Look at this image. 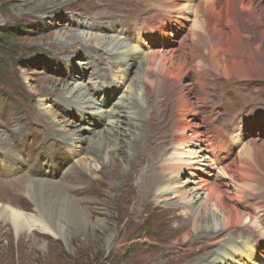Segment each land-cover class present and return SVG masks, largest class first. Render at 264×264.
<instances>
[{"label": "bare ground", "instance_id": "1", "mask_svg": "<svg viewBox=\"0 0 264 264\" xmlns=\"http://www.w3.org/2000/svg\"><path fill=\"white\" fill-rule=\"evenodd\" d=\"M48 1L43 0L37 7L45 10H54L58 5L64 4V2H72L73 0ZM99 1L105 2L107 0ZM145 4L155 5L156 7L150 10L149 13H142V16L139 15L135 19L116 18L107 21V23L114 24L115 28L119 31L115 32L114 35L112 33H89V30H83L87 28L85 25L66 22L62 13L58 14L57 21L61 20L62 22H66V24L57 23V26H60L59 29L65 32L62 34L56 33L53 43L61 44L66 39L71 40L68 43L73 45L77 44L79 46L82 43L92 46L93 49L99 48L102 51L104 50L105 55L112 63L116 60L121 70H118L116 65L111 64L108 67L111 73L108 72L107 67H104L98 72V77H95V73L102 62L98 61L97 64L95 63L96 65L91 69L93 71L92 74L87 68L80 70L76 67L75 69L74 64V71H78H76L78 73L75 75L76 77L79 75L81 78H84L90 73L92 79H99L97 89L93 88V90L91 87V93L88 90L89 88L82 83L72 84L71 86L67 82L59 86L56 80L52 79L49 82V89L59 92L64 96V104L69 109L67 110L68 112L62 113L67 118L62 121L57 120L58 115L53 113V105L49 110L43 109L44 111L46 110L45 113L52 115V121H56V123L52 124L54 125L52 127L54 132L49 133V137L54 142L62 139L64 142L70 143L71 153L69 154L60 151L61 147L67 148L66 145L57 143V147H59L57 149L55 147L56 143H53V141L50 144L48 143L49 146L38 156L34 152L35 150L27 158L14 154L13 140L17 136L20 137L21 134L19 131H13L12 139L10 133L0 126V152L3 150V154H1L4 159H0L3 160V165H0V176L7 178V172L15 174L16 172L23 171L22 176L18 175L20 177L15 178V180L25 178L22 181L21 188L25 187L24 192L34 206V213H27L11 205L0 204V219L11 222L18 236L22 233L30 234L36 230L57 235L59 230L56 222L64 215L62 207H66L71 212L77 211L79 212L78 214L83 215L85 218V209L80 206L79 201L72 197L73 195L70 196L68 192L64 191L67 190L66 186L70 185L69 177L65 178L64 175L70 174L71 170L77 166V163L89 174L93 170L99 169V167L94 168L91 164L87 163L86 159L81 157L82 155L79 156L82 150L79 151L78 148H81V144L86 140L85 137H82V128L88 132L93 131L92 136L89 137L90 145L86 154L88 155L90 152L91 154L95 153V156L103 159V161H108L110 155L118 153L120 144L129 143L130 140H137L139 142L135 143L136 145L128 144L125 152L129 155L135 153L136 146L142 142L143 138L145 150L148 151L151 146V151H154L156 161L149 162L148 165L146 164L148 167L139 174V180H137L138 173L135 174L130 169L125 168L123 170L124 175L131 176L132 174L133 179L136 180V184L133 182V179L130 181V184L140 189L141 194L138 199L142 205L151 202V197L154 194L158 195L155 198L167 201L172 198L174 193H177L176 187L168 185L169 182L167 183L166 181V174L164 175L163 173V171L173 173V168L176 164H178L176 168L178 171L179 169L186 170L185 168H187L190 177H192L185 184L186 197H183L182 200L185 204H199L197 210L193 212L195 214L192 213L195 220L193 231L197 239H192L188 232L184 236L187 242L177 244L168 249L166 247V253H172L175 247L178 251L183 250V248H187L190 242L198 243L200 251H204L209 245L217 244L219 248L222 246V243L232 242L229 246L223 244L224 247L220 251H210L201 261L207 260L210 264H234L231 252L237 255L241 254L242 257L245 256V252L242 253V250L234 243L236 235L235 231L233 232L234 228L241 227L245 229V227H248L249 230L253 227L259 232V236H255L256 247L259 248L261 245H264V228L257 217V212L246 211V208H244L245 203L243 202L245 197L236 199L234 198L235 196L229 194L230 189H228L230 186L229 181L233 180V182L238 180L237 183L241 180L242 183H239L238 187L240 186L243 189L246 186L254 185L259 179L256 176L258 174L254 170L259 169L263 173L264 156L262 154L259 155L257 152L260 147L264 149V138L262 136L257 135L254 139L245 140L246 135L243 132L245 129L243 128L244 126H241L240 134L242 135L238 136L239 139L237 138L241 148L238 151L237 157H234L235 155L233 156L229 152L231 147H233L232 133L243 119L248 118V121L249 118L253 120L256 117L264 119V101L259 97H249L247 105L242 108L238 116H232V119L225 112L219 111V114H212L214 116L212 120L215 123H218L220 120L223 121V123H219L218 125L219 128L221 127V134L217 137L213 133L214 131L207 126L206 112L209 108H212L211 110L221 109L223 102L229 104L232 92L229 82L221 86L217 85V81L212 82L213 73L224 74L226 76L237 74L246 78L256 66H259V62L257 61L259 59V50H262L261 47L264 43V31L262 27L257 28L255 24L260 23L262 26L264 25V0H151ZM105 7L104 11L107 12L109 9L107 5ZM78 11L75 10V12ZM235 17L238 20L246 19V22H251L250 31H253V33L246 30V28L235 27L240 23L234 20ZM225 20L226 23L224 22V24L217 23ZM130 23L133 26H129ZM105 29L114 30L111 27H106ZM257 29L262 30V34ZM211 31H214L215 35ZM252 34H258L259 41L257 40L258 38L255 42L252 41ZM203 37L205 40H203ZM244 38L247 39L249 47H255L256 54L253 52L252 61L235 59L229 55L231 52H237V50H233L235 49L234 46L242 44ZM187 40L188 42H186ZM132 42L136 45L132 44ZM195 44L198 46L194 47ZM192 46L194 48H191ZM185 47H190V49H186L183 52ZM66 52L71 54L70 50ZM73 52L78 54V56L87 58L85 52L83 53L78 48L74 49ZM141 52H144V56H141ZM248 52H250L249 48ZM260 54L263 55V53ZM133 68L138 69L128 85L131 76L129 73L131 70L133 71ZM155 70L158 72L160 83L168 86L166 89L167 93L171 94L172 92L170 98L173 101L174 108L172 112L175 115L168 116L166 119V123H168L166 125L164 121L157 122V125H155L156 122L154 123V121H146L143 112L140 116L132 114L134 107L139 103L133 93L134 87L142 79L143 82H147L148 86L153 85L154 80L149 79V77L147 78L146 73H154ZM192 71L194 75L191 73ZM205 74H210V76L204 77ZM108 79L109 81H107ZM202 80H204V89L206 91H202L201 95L205 98H199V101L196 102L194 99L197 96L195 92L204 87H202ZM212 84H214V87H212ZM172 88H174V91H172ZM99 90H101L104 97L100 100L98 99L97 105L94 92L97 93ZM126 90L130 92L128 93ZM217 96H220L219 100ZM60 99L59 101L63 103V100ZM68 101L73 104L67 103ZM112 101L114 103L111 104ZM109 105H112V108H109ZM75 110L77 111L76 115L70 112ZM129 112L133 115V119L131 116L129 118ZM69 116L72 119L77 117L80 119L79 121L81 122H77V124L79 123L78 128L74 127L73 121L69 122ZM154 117L153 119H155ZM119 118L120 121L113 127L112 125ZM136 118L141 119V121L135 120ZM129 119L132 121L127 122ZM45 120L50 122L49 119ZM169 122H171L170 129L168 126ZM124 123L128 124V127L125 126L121 129L117 127ZM106 124L108 127L102 126L101 130H96V128L98 129L101 125ZM224 124L230 125V129H227L225 126L222 128ZM161 126L164 127L160 128ZM167 135H172L174 143L172 145L174 146L173 152L175 150L178 153L177 156L172 157L174 159L173 165H170L171 161L169 162L167 159L161 163L163 156L170 150L171 144ZM127 137L129 138L127 139ZM119 139H121V142H118ZM164 145L165 148H162ZM122 147L124 148L125 144ZM186 148L189 151H184ZM18 149L22 154L24 148L18 147ZM6 151H9V153ZM98 158L92 157L93 160H97ZM29 162L30 164H28ZM233 162L239 171L240 179L235 177L236 171L229 173L231 171L230 163ZM150 163H156L154 167L157 168L158 173L153 170L154 168L152 169V166L149 165ZM6 164L9 171L5 170ZM254 164L258 168L254 167ZM109 165V169L112 171L120 170L117 163L110 162ZM247 166L254 170L245 173L243 169ZM61 167H65L63 168L65 172L62 171ZM217 168L220 169L219 172H216ZM62 177H64V180L62 179L61 183L57 178ZM0 181L2 182V180ZM191 183L193 184L192 187L190 186ZM219 186L224 187L223 191L218 190ZM229 197H232V199ZM209 205L217 213L205 211ZM246 219L247 222L245 223ZM228 233L230 235L226 238V234ZM202 237H208L212 242H209L208 245V241L202 240ZM243 241H245V247L250 246L248 244L250 241ZM244 258L246 259L244 264H264V248L263 250L254 251L253 254L247 253Z\"/></svg>", "mask_w": 264, "mask_h": 264}, {"label": "rangeland", "instance_id": "2", "mask_svg": "<svg viewBox=\"0 0 264 264\" xmlns=\"http://www.w3.org/2000/svg\"><path fill=\"white\" fill-rule=\"evenodd\" d=\"M42 1L0 0V126L10 133L12 139L13 131H19L21 136H17L13 140V150L15 151L14 154L21 155L24 158H27L33 150H35L34 152L37 156L40 155L53 141L50 140L49 133L54 132L52 128L54 125L52 124L56 123V121L51 120L52 115L45 113L46 110H49L53 105V113L58 115L57 120L62 121L67 119L62 115V113L69 110L64 104V96L59 92L51 91L48 87L52 79L58 81L59 86L67 82L71 86L72 84L82 83L89 88L88 90L91 93L92 89H97L99 84L98 78L92 79L90 76L93 72L91 69L98 61L102 63L99 65L95 77H98V72L104 67H107L108 72L111 73V70L108 68L111 64L116 65L118 67L117 69L121 70L117 61L115 60L112 63L105 55L104 50L102 51L99 48L93 49L92 46L82 43L79 46L77 44L73 45L68 43L71 40L66 39L61 44L53 43V40L56 38V33L62 34L65 32L59 29L60 26H57V23H80L87 27L83 30H89V33H112L114 35L118 30L114 24L107 23V21L116 18L135 19L142 13H149L150 10L156 7L155 5L145 4L151 0H144V2L143 0H107L105 2H100L99 0H73L72 2H64V4L58 5L54 10H48L47 8L45 10L37 7ZM106 5L109 9L107 12L104 11ZM206 9L208 8L206 7ZM206 9L204 10L205 13ZM75 10L79 11L75 12ZM59 13H62L66 22H62L61 20L57 21ZM234 20L240 22L235 27L240 26L239 28H246V30L253 33V31H250L252 26L251 22H246V19L238 20L236 17ZM224 22L226 23V20L217 23L224 24ZM259 24L256 23L255 26L257 28L262 27L264 31V25ZM129 26H133L132 23ZM106 27H111L114 30H106ZM257 30L262 34V30ZM211 32L215 35L214 31ZM251 39L254 42L256 39L259 41L258 34H252ZM246 43L247 39L244 38L242 44L240 43L234 46L235 49L233 50H237V52H231L229 55L235 59L252 61L253 52L256 54L255 47L251 48ZM132 44L136 45L134 42ZM193 46L191 48L197 47L198 45L195 44ZM247 47L250 52H248ZM76 48L80 49L83 53L85 52L87 58L74 53L73 51ZM68 49L71 54L66 52L69 51ZM186 49H190V47H185L183 52ZM261 49L259 50V59L257 61L260 67L256 66L246 78L237 74L226 76L224 74L213 73L212 82L217 81V85L219 86L229 82V87L232 90L229 104L223 102L221 109H207V126L214 131L213 133L216 137L221 134V127L219 128L218 125L219 123H223V121L220 120L218 123H215L212 120L214 117L212 114H219V111L225 112L232 119V116H238L242 108L247 105V99L249 97H259L264 101V43ZM260 53H263V55ZM141 56H144V52H141ZM245 57H248V59ZM74 64L75 69L76 67L80 70L87 68L88 71H91V74L89 73L84 78H81L79 75L76 77L75 75L78 73H76L77 70L74 71ZM137 69L133 68V71L131 70L129 73L131 76L128 85ZM191 73L194 75L193 71ZM158 76L156 70L154 73H146V77L154 80V84L148 86L147 82H143L142 79L134 87L133 93L139 103L134 107L132 114L134 116H140L143 112L146 121H154V123L156 122L155 125L158 124L157 122L164 121L166 125L168 123H166L168 116L175 115L172 112L174 105L170 98L172 92L171 94L167 93L166 89L168 86L160 83L161 81L158 80ZM208 76L210 74L204 75V77ZM202 81L203 87L204 80ZM212 87H214V84H212ZM204 88L205 86L196 91L197 93L195 92V95H197L194 98L196 102L199 101V98H205L201 95L202 91H206ZM172 91H174V88H172ZM126 92L129 93L130 91L126 90ZM94 95L96 96V103L98 105V99L100 100L104 97L103 93L99 90L97 93L94 92ZM217 97L219 100L220 96ZM59 99L63 100V103ZM67 103L70 102L68 101ZM172 105L173 107H171ZM44 108L46 109L45 111L43 110ZM109 108H112V105H109ZM70 112H73L75 115L77 113L76 110ZM132 114L130 113L128 116L133 119ZM156 116L158 117L156 118ZM45 119H49L50 122H47ZM247 119H243L240 123L237 121L239 123L237 129L232 133L233 147H231L229 153L233 156L235 155L234 157H237L238 151L241 148L238 140V136L240 137L242 135L240 134L241 126H244L243 128L245 129L243 131L246 135L245 140L254 139L257 135L264 138V119H260L259 117L253 120L249 118V121ZM79 120L78 117L75 119L70 118L69 122L73 121L74 127L78 128L79 123L77 124V122H81ZM135 120L141 121L139 118ZM118 121H120V118L112 126L114 127ZM131 121L129 119L127 122ZM126 123L117 127L120 129L125 126L128 127ZM170 123L168 124L169 129L171 128ZM81 124L83 125V123ZM102 126L108 127L107 124L101 125L96 130H101ZM224 126L230 129V125L224 124L222 128ZM162 127L164 126L160 128ZM81 132L82 137H85L86 140L81 144L82 149L78 148L79 151L82 150L79 156L82 155L81 157L86 159L87 163L91 164L94 168L99 167V169L93 170L89 174L77 163V166L71 170L70 174L64 175L65 178L69 177L70 181V185L66 186L67 190L64 191L66 193L68 192L70 196L73 195L72 197L79 201L80 206L85 209V218L83 215L78 214L79 212L77 211L71 212L66 207H62L64 215L56 222L59 230L57 235L36 230L30 234H19V236L16 234L11 222L0 219V264H210L207 260L201 261V259L212 250L220 251L224 247L223 244L229 246L232 243H222V246L218 248L217 244L209 245V242H212L211 239L202 237V240L208 241L209 247L207 248L208 250L205 249L206 251H200L198 243L190 242L187 248L178 251L175 247L173 250L174 253L167 254L166 247L168 249L177 244L187 242L184 238L186 233L189 232L192 239H197L193 231L195 221L193 215L195 213L193 212L197 210L199 204H185L182 200L183 197H186L185 184L188 180L192 179L188 169H179L178 171L176 169L178 164H176L173 168V173L163 171L164 175L166 174L167 183L169 182L168 185L176 187L178 194L174 193L172 198L167 200L168 202L160 200L161 198H155L158 195L154 194L151 197V202L142 205L138 199L141 194L140 189L130 184V181L133 179L132 174L131 176L124 175L123 170L130 169L133 173H138L137 180H139V174L143 170H146L148 163L156 161L154 151H151L152 147L150 146L148 151L145 150L142 138V142L136 146L135 153L129 155L125 152L127 145H134L139 142L137 140H130L129 143H124L126 148L122 147L124 144H120L118 153L109 156V162L107 160L103 161V159L95 156V153L91 154L90 152L88 155L86 154L90 145L89 137L92 136L93 131L88 132L82 128ZM167 136L171 144L170 150L163 156L164 159L162 158L161 163L167 159L169 162L171 161L169 164L173 165L174 159L172 157L177 156L178 153L175 150L173 152L174 146L172 145L174 143L172 135ZM120 140L118 142H121ZM53 143H56L55 147L57 149L59 148L57 147V143L66 145L67 148L61 147L60 151L66 154L71 153L70 143L64 142L62 139H58L56 142L53 141ZM18 147L24 148L22 154L18 151ZM162 148H165V145ZM258 149H261L260 151L257 150L258 154L264 156V149L261 147ZM184 151H189V149L186 148ZM2 152L3 150L0 152V159H3ZM6 152L9 153V151ZM150 155L151 157H149ZM92 157L98 159L93 160ZM3 160H0V165H3ZM110 162L119 164L120 170L112 171L109 169ZM230 164L231 171L229 173L236 171L234 175L237 179H240L236 164L234 162ZM149 165L158 173L157 168L154 167L156 163H150ZM254 167L258 168L256 165ZM63 168L65 167H61L62 171L65 172ZM5 170L9 171L7 164ZM243 170H245V173H248L254 169H250L247 166ZM219 171L220 169L217 168L216 172ZM254 171L258 174L256 176L259 179L254 185L252 184L253 187L250 185L249 187L246 186L245 189L240 188L238 184L242 183L241 180L239 183H237L238 180H235L236 182H233V180L231 182L229 181L230 186L228 189H230L229 194L235 196L234 198L236 199L245 197L243 200L245 203L244 208H246V211L257 212V217L264 228V170L263 173L259 169H255ZM22 172H16L15 174L7 172V178L0 176V180H2V182L0 181V204L11 205L24 212L34 213L33 203L24 192L25 187L21 188L22 181L25 178L15 180V178L20 177L18 175L22 176ZM64 177L57 178V180L62 183ZM133 182L136 184L135 179H133ZM190 186L192 187L193 184L191 183ZM223 189L224 187L222 186L218 187L219 191H223ZM205 211L214 214L217 213L211 205ZM246 222L247 219L245 220ZM234 231L236 233L234 243L242 250V253L245 252L244 257H246L247 253L253 254L256 250H263L264 245H261L259 248L255 245V236H259V232L253 227L249 230L248 227H245V229L241 227L234 228ZM229 235L230 233L226 234V238ZM232 238L230 239L233 240ZM243 240L250 241L248 243L250 246L245 247V241ZM231 253L232 258H234V264H244L246 262V259L241 254Z\"/></svg>", "mask_w": 264, "mask_h": 264}]
</instances>
